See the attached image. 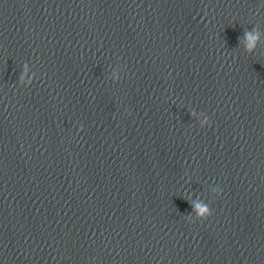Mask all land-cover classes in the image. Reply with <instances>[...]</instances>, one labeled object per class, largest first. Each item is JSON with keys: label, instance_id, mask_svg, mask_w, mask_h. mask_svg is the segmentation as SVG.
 <instances>
[{"label": "water", "instance_id": "1", "mask_svg": "<svg viewBox=\"0 0 264 264\" xmlns=\"http://www.w3.org/2000/svg\"><path fill=\"white\" fill-rule=\"evenodd\" d=\"M0 264H264V3L0 0Z\"/></svg>", "mask_w": 264, "mask_h": 264}, {"label": "clouds", "instance_id": "2", "mask_svg": "<svg viewBox=\"0 0 264 264\" xmlns=\"http://www.w3.org/2000/svg\"><path fill=\"white\" fill-rule=\"evenodd\" d=\"M261 2L264 3V0H261ZM258 39H259L258 33L254 32V31L246 32L244 34L245 50L246 51H251L255 47L256 42L258 41ZM199 211L201 213H205L204 206H201L199 208Z\"/></svg>", "mask_w": 264, "mask_h": 264}]
</instances>
